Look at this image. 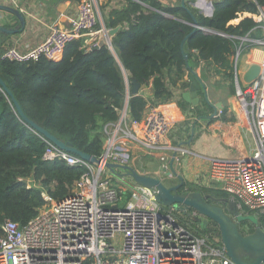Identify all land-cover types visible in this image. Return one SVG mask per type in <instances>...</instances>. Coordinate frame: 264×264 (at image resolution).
<instances>
[{
    "label": "trees",
    "instance_id": "1",
    "mask_svg": "<svg viewBox=\"0 0 264 264\" xmlns=\"http://www.w3.org/2000/svg\"><path fill=\"white\" fill-rule=\"evenodd\" d=\"M163 1L125 0V5L110 10L101 6L106 27L120 26L111 39L114 52L107 45L92 49L83 38L73 39L54 58L26 63L0 59V77L30 120L75 149L99 158L106 145L103 126L116 121L124 105V81L117 60L130 80L152 86L150 100L143 94L128 99V115L138 122L147 105L169 95L165 72L172 87L182 80L188 69L183 51L196 63L201 60L230 70L228 57L237 47L231 36H244L258 23L249 17L238 24L229 21L243 11L258 13L264 4V0H214L212 16L204 17L186 5ZM192 16L210 32L195 29ZM225 119L223 109L219 120ZM46 147V140L19 116L0 87V236L4 221L24 225L38 214L46 204L43 190L54 200L62 199L88 170L60 159L43 160ZM203 193L228 196L214 187L204 188Z\"/></svg>",
    "mask_w": 264,
    "mask_h": 264
},
{
    "label": "built area",
    "instance_id": "2",
    "mask_svg": "<svg viewBox=\"0 0 264 264\" xmlns=\"http://www.w3.org/2000/svg\"><path fill=\"white\" fill-rule=\"evenodd\" d=\"M261 10L264 19V4ZM97 25L93 2L82 1L67 27H52L45 39L24 51L6 46L0 59L26 63L54 58L69 41L80 38L94 46L98 39L95 43L88 39L102 33L103 28ZM198 29L208 31L202 26ZM256 42L262 48L258 76L237 91L255 147L247 157L211 160L207 179L212 187L232 197L240 212L264 218V40ZM221 114L217 109L214 117ZM169 126L164 113L150 107L139 131L125 132L122 139L156 151ZM46 143L43 160L60 159L88 170L62 199L52 200L43 190L49 207H42L26 224L3 222L0 264H236L215 232L201 233L178 222L172 209L155 201L153 189L133 181L112 182L102 165L90 164L48 140ZM106 160L125 162L110 146ZM191 215L197 214L193 211Z\"/></svg>",
    "mask_w": 264,
    "mask_h": 264
},
{
    "label": "crops",
    "instance_id": "3",
    "mask_svg": "<svg viewBox=\"0 0 264 264\" xmlns=\"http://www.w3.org/2000/svg\"><path fill=\"white\" fill-rule=\"evenodd\" d=\"M82 1L93 2L98 16L99 28H103V25L106 27L101 6L105 10H110L125 5V0H0V4L18 9L25 18V27L21 32L13 35L0 33V51L6 46L15 47L21 51L27 50L45 39L52 27H67L76 18L77 6ZM248 1L253 2L255 0ZM163 2L167 3L168 1ZM213 2L214 0H185L184 5L195 9L196 13L201 16L210 17L214 12ZM172 3L181 4V0H174ZM261 7H258V13L244 11L238 13V17L228 23L238 24L245 17H249L258 23L244 36H231L236 40L237 47L235 53L228 57V61L232 66L230 70L229 68H216L214 65L201 60L196 63L194 57L188 59L189 68L204 84L203 89H199L197 92L199 101L196 105H192L182 98V93L188 90L191 82L189 70L185 69L182 80L174 87L170 84L165 72L166 88L169 95L162 98L161 101H155L153 105H147L142 118L138 122H133L128 115L126 106V95H129L131 88L130 74L117 60L124 81V105L119 112L118 119L103 126L104 133L108 135L106 145H109L114 153L121 154L125 158V163L129 160L127 152L130 149L153 156L159 164L158 166H152V170L138 169L132 164L131 166L143 174L156 175L160 178L165 175L168 179H175L170 184H176L178 182L177 178L167 176L161 168L165 166L166 170L170 171L172 154L177 151L172 168L184 180L182 189L200 192H203L204 188L212 187V182L210 183L207 179L211 160L216 158L240 159L250 155L255 147L254 137L249 126L245 124L244 115L240 118L239 111L233 108V92L241 88L237 79L236 66L238 62L241 63L240 70L243 82L246 81L248 73L254 79L256 71L260 68L262 48L256 41L264 40V19L261 15ZM18 25L19 22L15 16L0 10V26L13 28ZM90 38L88 39L90 42L95 39L99 40L100 34H94ZM110 49L113 51L112 47ZM195 55H197V52H194ZM138 94H143L150 100L152 98L151 84L140 86ZM205 95L209 104L205 101ZM153 106L159 108L170 121L168 131L162 138L160 149L156 150L157 152L150 151L137 143L135 145H123L124 139L128 141V138L122 139L120 134H126L125 132L128 131L132 133L139 131L150 107ZM212 106H217L222 114L223 109H225L226 119L219 120L220 116L211 117ZM230 114L232 115L230 116ZM215 118L218 120L211 122V119ZM105 171L108 170L105 169ZM165 184L170 185L169 183ZM244 214L257 216L260 225H264L262 216L253 212H244ZM191 217L193 216L191 215ZM250 224L253 223L250 222ZM254 228L253 224V230Z\"/></svg>",
    "mask_w": 264,
    "mask_h": 264
},
{
    "label": "water",
    "instance_id": "4",
    "mask_svg": "<svg viewBox=\"0 0 264 264\" xmlns=\"http://www.w3.org/2000/svg\"><path fill=\"white\" fill-rule=\"evenodd\" d=\"M185 0H181V6L184 7ZM0 10L12 14L16 17L19 25L13 28H7L0 26V33L4 35H13L21 32L25 27V18L22 13L8 5L0 4ZM192 25L195 29L198 28V23L194 16H192ZM120 26L114 28H107L103 25V31L100 34V38L93 46L92 49H96L102 45L112 47L111 39L113 35L118 31ZM208 31H210L208 29ZM185 41V38L181 42V47ZM183 58L188 66V53L183 51ZM190 72L189 79L190 85L187 91L182 93V98L192 104L196 105L199 101L197 92L199 89H203L204 84L196 76V74L188 66ZM259 68L255 73V78L258 76ZM253 77L249 73L246 75ZM254 78V79H255ZM253 79V80H254ZM131 88L129 95H126V106L130 96L137 95L139 93L140 84L135 78H131ZM0 87L10 98L15 110L19 116L38 134H40L45 140L50 141L64 151L72 153L81 159L89 162L90 164L103 166L109 173L119 177L121 179H129L136 184L143 187L153 189L155 191L154 199L161 206L172 209L176 216V219L180 223L193 226V223L202 222L205 230L216 232L222 245L224 246L226 255L236 264H264V230L260 226V222L255 215L244 214L237 208L236 201L230 197L215 198L208 193L200 191H187L183 190L184 180L180 174H178L173 168L172 164L175 160L177 151H174L170 160V171L166 170V167L161 168L162 172L167 176H174L178 182L167 186L163 183L162 179L156 175L143 174L138 172L135 168L125 162H112L106 160L107 149L106 148L101 157L96 158L89 154L83 153L75 149L70 143L59 140L56 136L51 134L48 130L36 124L30 120L21 110L18 102L6 87L4 81L0 77ZM205 94V91H204ZM205 101L209 104L205 95ZM220 106V104H218ZM217 105V106H218ZM217 106H212L213 117L217 112ZM212 201V202H211ZM226 204L227 210L222 206ZM195 211L196 216L191 217V213ZM184 218V220H182ZM248 221L254 224L255 228L252 232L242 233L239 228V222ZM191 223V224H190ZM190 226V227H191ZM192 228V227H191ZM193 229V228H192ZM201 232V231H198Z\"/></svg>",
    "mask_w": 264,
    "mask_h": 264
},
{
    "label": "rangeland",
    "instance_id": "5",
    "mask_svg": "<svg viewBox=\"0 0 264 264\" xmlns=\"http://www.w3.org/2000/svg\"><path fill=\"white\" fill-rule=\"evenodd\" d=\"M240 66H241V63L240 62H238V64H237V66H236V70H237V79H238V82H239V86H241V88L242 87H245V86H247V85H249L252 81H253V77H248L247 79H246V81H244L243 82V80H242V73H241V68H240ZM238 67V68H237ZM235 86H236V84H235ZM234 101H233V108H234V110H237V111H239V114H240V118H241V116L242 115H244V110H243V107H242V105L240 104V102H239V98H238V94H237V90H234ZM241 112V113H240ZM232 114H230V116H231ZM105 136H106V139L108 138V135L107 134H105ZM120 136H125V134L124 133H121L120 134ZM250 140H251V142H252V139L250 138ZM136 143H134V142H131L130 143V141L128 140H126V139H124V144L123 145H135ZM114 147V146H113ZM125 147V146H124ZM254 147V146H253ZM107 148V145H105V148L104 149H106ZM157 152V151H156ZM128 162H127V164H129L130 166H131V164L132 165H134V167L135 168H144L145 170H152L151 168H152V166H158V164H159V162H157V160H154V157L153 156H149V154H144L142 151H139V152H136V151H134V150H131L130 149V151L128 150ZM161 161V160H160ZM149 164V166L147 167V165ZM133 167V166H132ZM107 173L111 176V180H112V182L113 181H118V182H122V183H127V182H130L129 181V179H120L119 177H116L115 175L113 176L112 174H110L108 171L107 172H105V175H107ZM108 175V176H109ZM161 179L162 180H164L163 181V183L165 184V183H171V182H173L175 179H168V178H166L165 177V175H162L161 176ZM170 185H172V184H170ZM52 199V198H51ZM52 200H54V199H52ZM46 206H43V207H45V208H48L49 207V204H45ZM221 206L226 210V208H225V205H222L221 204ZM41 209H42V207H41ZM182 220H184V218H182ZM261 226V228L264 230V225L262 224V225H260ZM194 230H196V231H206L205 230V227H204V224L202 223V222H195V223H193V226H191ZM248 229L249 228H243V230H244V233L245 232H247L248 231ZM216 233V232H215Z\"/></svg>",
    "mask_w": 264,
    "mask_h": 264
},
{
    "label": "flooded vegetation",
    "instance_id": "6",
    "mask_svg": "<svg viewBox=\"0 0 264 264\" xmlns=\"http://www.w3.org/2000/svg\"><path fill=\"white\" fill-rule=\"evenodd\" d=\"M225 208H226V204H225ZM226 210H227V208H226ZM239 228L241 229V230H243V228H249L248 229V231L250 230V229H252L253 228V224H250V222H248V221H241V222H239ZM247 231V232H248ZM243 232H244V230H243ZM246 233V232H245Z\"/></svg>",
    "mask_w": 264,
    "mask_h": 264
}]
</instances>
